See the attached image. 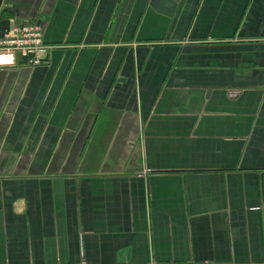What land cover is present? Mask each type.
I'll return each instance as SVG.
<instances>
[{
	"label": "crops",
	"instance_id": "crops-1",
	"mask_svg": "<svg viewBox=\"0 0 264 264\" xmlns=\"http://www.w3.org/2000/svg\"><path fill=\"white\" fill-rule=\"evenodd\" d=\"M0 264H264V0H0Z\"/></svg>",
	"mask_w": 264,
	"mask_h": 264
},
{
	"label": "built area",
	"instance_id": "built-area-1",
	"mask_svg": "<svg viewBox=\"0 0 264 264\" xmlns=\"http://www.w3.org/2000/svg\"><path fill=\"white\" fill-rule=\"evenodd\" d=\"M51 48L44 41L39 22L12 19L10 26L0 32V66L14 64L17 57L30 66L40 65Z\"/></svg>",
	"mask_w": 264,
	"mask_h": 264
}]
</instances>
